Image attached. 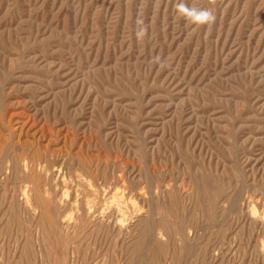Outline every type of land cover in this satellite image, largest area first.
Wrapping results in <instances>:
<instances>
[{"label": "rangeland", "instance_id": "374dc122", "mask_svg": "<svg viewBox=\"0 0 264 264\" xmlns=\"http://www.w3.org/2000/svg\"><path fill=\"white\" fill-rule=\"evenodd\" d=\"M0 264H264V0H0Z\"/></svg>", "mask_w": 264, "mask_h": 264}, {"label": "clouds", "instance_id": "9594fccd", "mask_svg": "<svg viewBox=\"0 0 264 264\" xmlns=\"http://www.w3.org/2000/svg\"><path fill=\"white\" fill-rule=\"evenodd\" d=\"M177 9L186 19L195 25H202L214 19L210 11L189 8L182 2L177 5Z\"/></svg>", "mask_w": 264, "mask_h": 264}, {"label": "bare ground", "instance_id": "6f19581e", "mask_svg": "<svg viewBox=\"0 0 264 264\" xmlns=\"http://www.w3.org/2000/svg\"><path fill=\"white\" fill-rule=\"evenodd\" d=\"M7 152V151H6ZM8 162V161H7ZM62 165H63V162H62ZM53 167H55V166H53ZM27 168V167H26ZM56 168V167H55ZM60 168V167H59ZM34 171V170H33ZM59 171V170H58ZM53 179V178H52ZM64 179V178H63ZM113 179V178H112ZM53 180H55V179H53ZM78 180H80V179H78ZM56 181V180H55ZM67 181V180H66ZM79 182V181H78ZM61 183V182H60ZM64 183V182H63ZM66 183V182H65ZM74 184V183H73ZM68 185V184H67ZM94 185V184H93ZM57 186V185H56ZM58 187V186H57ZM92 187V186H91ZM106 187V186H105ZM63 188V187H62ZM69 189V188H68ZM77 189V188H76ZM102 189H104V188H102ZM106 189V188H105ZM80 190V189H79ZM70 191V190H69ZM111 191V190H110ZM95 193V192H94ZM119 193V192H118ZM141 193V192H140ZM64 194V193H63ZM77 194V193H76ZM104 194V193H103ZM116 196H118L117 194H115ZM66 196V195H65ZM65 196H63V197H65ZM67 197H68V195H67ZM112 197V196H111ZM73 198V197H72ZM108 198V197H107ZM115 198V197H114ZM131 198V197H130ZM92 199V198H91ZM111 198H109V200H110ZM121 199V198H120ZM115 200H118L117 198L115 199ZM123 200V199H122ZM132 200V199H131ZM98 201V200H97ZM105 201H107V200H105ZM111 201H113V200H111ZM120 201V200H119ZM114 202V201H113ZM129 202H132V201H129ZM110 203V202H109ZM110 204H112V203H110ZM119 204V203H118ZM126 204V203H125ZM73 205V204H72ZM89 205V204H88ZM94 205V204H93ZM102 205V204H101ZM116 205V204H115ZM110 207V206H109ZM91 208V207H90ZM117 208H119L118 206H117ZM72 209V208H71ZM100 211H102V210H100ZM109 211V210H108ZM119 211H120V209H119ZM106 213V212H105ZM110 213V212H109ZM119 213V212H118ZM103 215V214H102ZM136 217V216H135ZM85 218V217H84ZM130 219V218H129ZM98 220V219H97ZM89 222V221H88ZM68 223V222H67ZM127 224V223H126ZM167 224V223H166ZM116 225V224H115ZM92 228V227H91ZM128 229V228H127ZM126 229V230H127ZM81 230V229H80ZM129 230V229H128ZM195 234V233H194ZM161 248V247H160Z\"/></svg>", "mask_w": 264, "mask_h": 264}]
</instances>
